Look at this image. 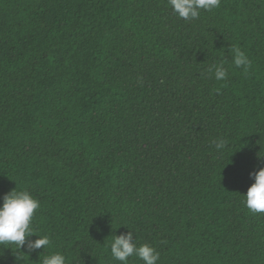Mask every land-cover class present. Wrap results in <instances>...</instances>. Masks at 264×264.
I'll return each mask as SVG.
<instances>
[{"label": "trees", "instance_id": "obj_1", "mask_svg": "<svg viewBox=\"0 0 264 264\" xmlns=\"http://www.w3.org/2000/svg\"><path fill=\"white\" fill-rule=\"evenodd\" d=\"M257 154L264 0L187 21L167 0H0V204L30 192L28 239L51 240L0 246V264H120L109 241L130 230L157 264H264V214L243 203Z\"/></svg>", "mask_w": 264, "mask_h": 264}, {"label": "clouds", "instance_id": "obj_2", "mask_svg": "<svg viewBox=\"0 0 264 264\" xmlns=\"http://www.w3.org/2000/svg\"><path fill=\"white\" fill-rule=\"evenodd\" d=\"M168 5L178 18L185 21L195 20L200 16L201 10L212 11L218 9L221 0H167ZM232 63L237 68H243L247 73L251 66V61L247 55L239 48H232ZM208 72H214V78L217 81H223L228 76V70L223 63L212 65ZM215 148L222 151L227 141L218 138L213 141ZM260 153V152H258ZM258 155V154H257ZM258 158L264 156L258 155ZM254 183L248 188L247 193L243 195L244 206L252 214H264V167L258 171L250 173ZM40 202L33 197L27 190L17 191L16 188L3 196V202L0 204V246L16 249L26 254L21 249L26 247L28 252L51 246V240L47 235L37 236L35 240L28 239L35 235L33 228L34 213L40 208ZM111 257L120 264H129V258L134 257L143 262V264H157L160 258L159 252L148 244L137 245L132 230L127 233L115 235L109 241ZM28 255V254H27ZM16 257V256H15ZM23 259V256L16 257L17 261ZM42 264H66V257L60 252L51 253L43 258Z\"/></svg>", "mask_w": 264, "mask_h": 264}]
</instances>
